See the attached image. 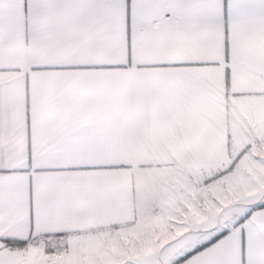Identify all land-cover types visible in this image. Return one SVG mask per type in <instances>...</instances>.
Masks as SVG:
<instances>
[{"label":"snow or ice","instance_id":"1","mask_svg":"<svg viewBox=\"0 0 264 264\" xmlns=\"http://www.w3.org/2000/svg\"><path fill=\"white\" fill-rule=\"evenodd\" d=\"M0 264H264V0H0Z\"/></svg>","mask_w":264,"mask_h":264}]
</instances>
